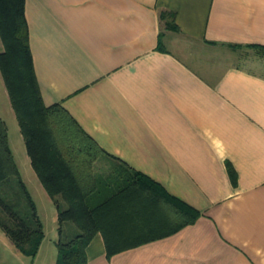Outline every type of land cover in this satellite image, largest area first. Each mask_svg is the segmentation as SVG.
Here are the masks:
<instances>
[{
  "label": "crops",
  "instance_id": "obj_1",
  "mask_svg": "<svg viewBox=\"0 0 264 264\" xmlns=\"http://www.w3.org/2000/svg\"><path fill=\"white\" fill-rule=\"evenodd\" d=\"M26 17L45 103L200 212L179 227L168 203L119 194L120 250L98 233L88 264H264V54L214 49L264 47V0H26ZM12 246L1 229L0 264Z\"/></svg>",
  "mask_w": 264,
  "mask_h": 264
},
{
  "label": "trees",
  "instance_id": "obj_2",
  "mask_svg": "<svg viewBox=\"0 0 264 264\" xmlns=\"http://www.w3.org/2000/svg\"><path fill=\"white\" fill-rule=\"evenodd\" d=\"M177 31L172 13L163 12ZM171 18V19H170ZM0 70L25 139L33 169L57 207L58 255L55 264H88L87 247L102 233L107 255L118 252L112 213L119 194L143 193L166 202L179 227L193 223L200 212L173 197L160 183L122 162L98 174L95 164L107 152L61 103L46 104L37 77L26 17V0H0ZM162 47V46H161ZM263 50L264 47L253 46ZM78 228L65 238L64 226ZM0 227L22 254L35 258L45 237L44 223L23 180L0 117Z\"/></svg>",
  "mask_w": 264,
  "mask_h": 264
},
{
  "label": "rangeland",
  "instance_id": "obj_3",
  "mask_svg": "<svg viewBox=\"0 0 264 264\" xmlns=\"http://www.w3.org/2000/svg\"><path fill=\"white\" fill-rule=\"evenodd\" d=\"M0 38V52L3 51ZM221 55L233 59L235 62L247 63L259 54H264L259 48L234 47V46H215ZM0 117L6 122L8 127L9 143L12 149L15 161L19 167L23 180L30 189L33 198L37 204L39 215L44 223L45 237L40 246L39 252L35 258L26 256L22 253L17 254V249L12 246L11 264H55L58 247L59 223L57 219V207L54 201L46 192L39 177L32 167L27 153L25 139L20 129L19 121L11 104L8 90L6 88L1 70H0ZM114 162H109L105 156L101 157L95 164L98 174L109 172ZM65 238L69 239L77 234L78 228L71 222L64 226ZM1 231V227H0Z\"/></svg>",
  "mask_w": 264,
  "mask_h": 264
}]
</instances>
